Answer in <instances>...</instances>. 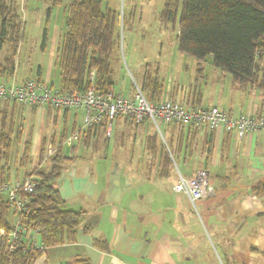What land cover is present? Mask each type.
Instances as JSON below:
<instances>
[{
  "label": "crops",
  "instance_id": "0c3cea01",
  "mask_svg": "<svg viewBox=\"0 0 264 264\" xmlns=\"http://www.w3.org/2000/svg\"><path fill=\"white\" fill-rule=\"evenodd\" d=\"M132 17V13L127 16L128 22ZM48 18L42 38L27 44V50L46 56L45 64L23 65V75L20 74L17 60L24 47L22 31L18 43H9L7 55L0 56V66L8 58L13 66L0 79L20 83L39 78L60 88L58 50L64 20L49 32ZM115 90L124 95L122 90ZM178 96L179 91L168 88L155 99ZM186 97L206 106L196 91L188 90ZM0 103V131L11 130L15 158L21 154L13 163L11 183L23 182L41 154L44 167L49 165L52 154L63 150L72 161L64 164L57 180L60 195L69 209L85 212L84 225L90 227L88 232L80 228L74 242L47 247L32 264H264V194L257 195L250 189L264 179L261 133H248L240 139L224 129L210 132L204 127L167 126L168 134L162 133L170 142L167 150L173 162L168 176H160L158 159L154 163L149 160L157 170L153 174H132L124 171L116 158V145L120 138L131 136L145 148L146 138L154 130L138 131L124 117L119 119L112 138L104 134L90 138L84 134L88 127L81 109L27 107L15 100L0 99ZM252 107L248 111H230H255L256 107ZM78 131L80 138L68 146L66 139ZM24 152L32 157V164L22 165L27 157L22 160ZM200 169L208 170L215 193L194 204L175 186L180 175L192 176ZM14 220L13 216V223ZM31 237L25 236L26 244ZM36 238L42 241L40 235ZM105 244L106 248L102 247Z\"/></svg>",
  "mask_w": 264,
  "mask_h": 264
},
{
  "label": "trees",
  "instance_id": "16d2710c",
  "mask_svg": "<svg viewBox=\"0 0 264 264\" xmlns=\"http://www.w3.org/2000/svg\"><path fill=\"white\" fill-rule=\"evenodd\" d=\"M45 1H51L56 6L63 2ZM111 1L72 0L67 8L66 32L58 50L60 88L49 84L51 88L83 92L94 84L96 90L104 95L116 88L114 63L120 42L121 17L118 7L112 5ZM179 4L177 0L178 8L172 10L167 7L166 0L161 13L164 21L172 20L176 23L179 19V51L199 60L210 56L213 66L230 73L239 87L250 85L259 89L264 100V0H181V9ZM19 20L15 1L0 0V48L7 41L11 45L18 43L21 27ZM124 20L128 21L125 13ZM46 39L45 32L43 47ZM11 63L12 60L8 58L0 66V76L10 72ZM144 88L150 91L146 95L149 100L159 101L155 97L162 90L157 80L146 81ZM196 94L200 100L201 94L197 90ZM183 127L203 128H180ZM157 132L155 130L146 138L145 147L154 159L159 160L160 176H168L173 162L167 148L161 146ZM86 133L90 138L105 135L104 125L88 126ZM49 158V165L44 169L41 166L44 155L41 154L38 165L27 174V178H31L35 184L34 190L28 191L22 186L18 190L25 200L20 222L29 230L40 229L45 248L74 242L82 227L85 232L90 230V227L84 225L85 212L69 209L57 186L64 164L72 161V158L61 149ZM14 160L13 133L3 129L0 131V187L4 183H11ZM250 189L257 195L264 194V179L252 184ZM15 211L7 195L0 191V230L5 231V235L0 236L3 241L0 245V264H32L44 251L25 243L13 251L8 250L7 239L13 229L12 217ZM106 246L102 245L104 248Z\"/></svg>",
  "mask_w": 264,
  "mask_h": 264
},
{
  "label": "rangeland",
  "instance_id": "374dc122",
  "mask_svg": "<svg viewBox=\"0 0 264 264\" xmlns=\"http://www.w3.org/2000/svg\"><path fill=\"white\" fill-rule=\"evenodd\" d=\"M14 1L20 16L21 27L19 36H21L22 31L24 33L22 55L17 60L20 65L18 69L20 74L23 75L20 70L23 65L38 67V65L45 64L46 60V56L43 53L33 49L32 51L27 50V44H32L42 38L45 21H47L50 12L51 16L49 15L50 17L48 18L47 30L51 32L54 26H60L59 20H64L62 32L64 34L66 32L67 8L72 0H63L62 4L58 6L51 1L44 0ZM179 2V9H181V0ZM111 4L118 7L121 17L120 42L115 54L117 58L114 63V70L116 88L122 90L124 95L133 97L138 86L144 93H150L148 89L144 88L143 81L151 82L157 80L161 85L163 94L167 92L168 88H171L172 91H179L185 87L187 90H197L202 96L203 104L209 107H216L226 111L237 108L241 111H248L253 106L256 107L255 110L258 112L264 113L263 95L259 89L252 88L250 85L246 88L239 87L234 83L230 73L211 64L210 56L205 60H199L179 51L177 38L179 19L176 23L172 20H162L161 13L165 8L166 0H113ZM167 7L176 10L178 8L177 0H167ZM167 10L169 9L167 8ZM124 13L128 17L132 13V22L124 20ZM10 48L9 41H7L0 56L5 57L7 50ZM123 118L120 117L119 119ZM133 126L138 131L142 128L158 130L161 146L167 148L169 141L167 140L166 142L162 131L167 135L169 132L167 126L174 125H162L158 129L151 121L146 120L139 126ZM127 127L125 128L127 129ZM72 144L73 142L70 146ZM117 144L115 155L120 160L124 171L132 174H145L148 172L149 175L157 171L149 162L150 160L154 163L157 159L153 158L151 152L146 150V147L141 148L140 141L131 136H124L120 138ZM66 151L69 152V149ZM20 155V153L17 154L14 163L17 162ZM29 156L25 155L26 158L22 161V165L32 164L33 159ZM44 167L46 169L48 167L47 164ZM200 170L208 172L207 169ZM198 171L192 176H183L192 178ZM208 175L209 183L214 191L205 199L210 198L215 193L209 172Z\"/></svg>",
  "mask_w": 264,
  "mask_h": 264
},
{
  "label": "built area",
  "instance_id": "2783aa9c",
  "mask_svg": "<svg viewBox=\"0 0 264 264\" xmlns=\"http://www.w3.org/2000/svg\"><path fill=\"white\" fill-rule=\"evenodd\" d=\"M93 80V75L92 78ZM187 88L179 90L177 99L167 98L161 101H151L146 94L136 88L133 97H126L115 89L106 95L99 93L94 84L83 92L51 88L43 80L37 78L26 79L20 83H8L0 80V99L15 100L27 107H50L52 109H81L85 112V126L103 124L105 136H113L117 121L120 117L131 118L137 125L146 120L151 121L158 129L162 125L200 126L208 131L226 130L243 139L248 133H261L264 142V113L257 110L249 113H237L196 104L192 99H187ZM81 136L78 131L70 135L66 143L70 146ZM33 191L35 184L31 178H26L21 183H4L0 191L7 195L11 206L16 210L13 229L8 235V250L13 251L22 246L25 236L31 235L27 246L44 251L43 242L37 241L40 229L29 230L20 222V213L25 206V200L18 193L20 187ZM175 190L189 195L192 202L205 199L214 191L209 183V175L205 170H200L192 177L180 175ZM5 235L0 230V236Z\"/></svg>",
  "mask_w": 264,
  "mask_h": 264
}]
</instances>
